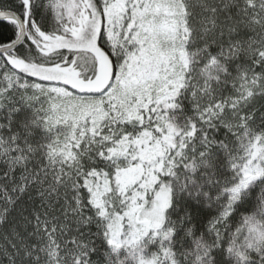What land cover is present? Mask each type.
<instances>
[{"label":"snow or ice","instance_id":"6c2138e0","mask_svg":"<svg viewBox=\"0 0 264 264\" xmlns=\"http://www.w3.org/2000/svg\"><path fill=\"white\" fill-rule=\"evenodd\" d=\"M0 264H264V0H0Z\"/></svg>","mask_w":264,"mask_h":264}]
</instances>
